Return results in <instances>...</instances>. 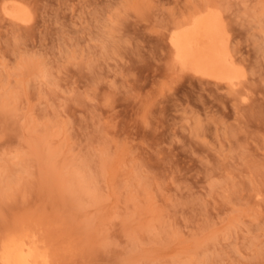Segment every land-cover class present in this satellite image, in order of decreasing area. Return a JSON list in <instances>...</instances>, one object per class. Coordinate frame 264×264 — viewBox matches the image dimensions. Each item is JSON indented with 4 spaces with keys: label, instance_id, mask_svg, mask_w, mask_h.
I'll list each match as a JSON object with an SVG mask.
<instances>
[{
    "label": "rangeland",
    "instance_id": "rangeland-1",
    "mask_svg": "<svg viewBox=\"0 0 264 264\" xmlns=\"http://www.w3.org/2000/svg\"><path fill=\"white\" fill-rule=\"evenodd\" d=\"M208 9L238 87L174 60ZM22 227L53 264H264V0H0V249Z\"/></svg>",
    "mask_w": 264,
    "mask_h": 264
},
{
    "label": "bare ground",
    "instance_id": "bare-ground-1",
    "mask_svg": "<svg viewBox=\"0 0 264 264\" xmlns=\"http://www.w3.org/2000/svg\"><path fill=\"white\" fill-rule=\"evenodd\" d=\"M6 13L16 21L25 23L31 21L18 9H7ZM170 41L174 60L181 68L204 70L205 73L214 72L219 79L232 87H238L242 83V74L227 45L223 17L215 9L201 12L189 23L173 30ZM244 98L248 100L246 96ZM35 221L37 222L36 219ZM21 223L23 222L18 223L19 226ZM22 228L8 232L7 236L4 234L0 249V264H53V256L51 257L50 253L52 249H48L41 240L43 238L38 237L37 232L31 229ZM34 228L36 230L35 226Z\"/></svg>",
    "mask_w": 264,
    "mask_h": 264
}]
</instances>
